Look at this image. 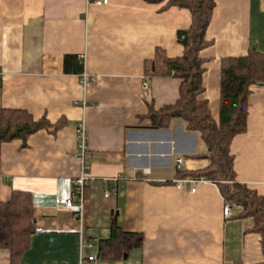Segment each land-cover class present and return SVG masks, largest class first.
I'll list each match as a JSON object with an SVG mask.
<instances>
[{
  "label": "crops",
  "instance_id": "crops-1",
  "mask_svg": "<svg viewBox=\"0 0 264 264\" xmlns=\"http://www.w3.org/2000/svg\"><path fill=\"white\" fill-rule=\"evenodd\" d=\"M0 0V109H21L33 119L62 125L0 147V201L13 190L32 195L36 231L18 264H77L80 238L108 239L111 223L143 235L141 246L121 259L90 264H258L260 236L241 207L225 204L218 185L200 181L194 192L178 189L176 159L186 172L205 169L207 146L200 132L181 118L152 127L148 105L176 102L180 81L147 79L144 61L162 48L169 57L183 54L177 31L187 28L190 12L165 2L145 0ZM206 31L203 92L217 120L220 66L224 57L255 48L264 54V0H214ZM75 55L82 72L66 71L65 55ZM81 72V73H82ZM85 101V105H83ZM87 126L92 179L83 208L58 200L70 195L80 172L76 124ZM238 181L264 197V83L251 86L247 124L230 143ZM110 193L104 196V189ZM0 264L9 252L0 249Z\"/></svg>",
  "mask_w": 264,
  "mask_h": 264
},
{
  "label": "trees",
  "instance_id": "trees-1",
  "mask_svg": "<svg viewBox=\"0 0 264 264\" xmlns=\"http://www.w3.org/2000/svg\"><path fill=\"white\" fill-rule=\"evenodd\" d=\"M145 1L165 2L163 8H185L191 15L189 26L178 30L176 35L177 41L183 46L181 56L169 57L158 47L154 56L144 61L145 77H174L180 81L175 103L158 109L152 104L148 105L147 116L151 126L165 127L171 119L181 118L189 130L200 132L207 146V153L201 156L208 158L209 165L193 172L178 171L176 176L205 177L218 185L225 202L240 206L241 211L237 216L253 219L252 231L260 236L263 256L258 264H264V197L246 183L237 180L230 152L232 138L246 129L251 86L264 83V54L251 48L244 55L222 58L219 114L215 120L207 101L199 98L204 89V60L200 51L209 44L206 31L215 6L214 0ZM64 64L66 71L82 72V63L75 55H65ZM62 124V121L50 123L44 117L35 120L21 109L1 108L0 147L15 139H20L22 145H25L30 134L42 128L53 131ZM35 231L32 195L27 191L13 190L8 200L0 201V249L8 250L10 264H18ZM142 242V233L125 231L113 219L110 237L97 242L98 254L105 259H121L132 248L141 246Z\"/></svg>",
  "mask_w": 264,
  "mask_h": 264
},
{
  "label": "built area",
  "instance_id": "built-area-1",
  "mask_svg": "<svg viewBox=\"0 0 264 264\" xmlns=\"http://www.w3.org/2000/svg\"><path fill=\"white\" fill-rule=\"evenodd\" d=\"M108 0H96L94 3L96 5L106 4ZM80 83L83 87H85L91 80L90 74L85 70L79 75ZM147 79L143 82V87L145 88L147 85ZM85 101H83V105H85ZM76 142H77V151L75 156L80 161V172L79 175L73 179L72 181V190L69 196L60 198L58 200V204L62 205L68 209H76L77 211H81L83 208V196L84 189L87 183L93 178L90 173V163L87 160L89 146H88V137H87V126L84 119H81L76 124ZM183 162V158L176 159V167L178 171H183L181 168V164ZM264 179V174H263ZM207 180L205 177H192L186 176L182 178L174 179L172 182L176 185L178 189L189 190L190 192H194L196 189V185L200 181ZM110 193L108 188L104 189V196L107 197ZM230 204L225 202L223 206V214L227 217L230 215ZM78 263L77 264H90L91 262L97 259V243L96 241L84 240L80 238L79 247H78Z\"/></svg>",
  "mask_w": 264,
  "mask_h": 264
},
{
  "label": "water",
  "instance_id": "water-1",
  "mask_svg": "<svg viewBox=\"0 0 264 264\" xmlns=\"http://www.w3.org/2000/svg\"><path fill=\"white\" fill-rule=\"evenodd\" d=\"M127 255L126 254H124V257H126Z\"/></svg>",
  "mask_w": 264,
  "mask_h": 264
}]
</instances>
